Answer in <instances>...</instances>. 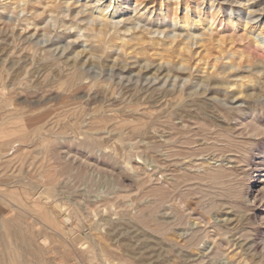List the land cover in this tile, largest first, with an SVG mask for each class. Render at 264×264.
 <instances>
[{
	"label": "rangeland",
	"instance_id": "1",
	"mask_svg": "<svg viewBox=\"0 0 264 264\" xmlns=\"http://www.w3.org/2000/svg\"><path fill=\"white\" fill-rule=\"evenodd\" d=\"M19 1L0 0V264H264V158L256 150L264 145V136L257 141L245 140L247 134L238 137V130L227 128L211 112L209 101L200 97L190 102L180 95L189 87L200 89L194 76H213L230 61L243 69L254 63L264 66V0ZM5 3L7 9L2 8ZM106 4L108 10H121L107 13V37H117V42L124 36L141 39L140 44L151 48L134 57L111 48L109 61L118 54L128 63L136 61L135 66L151 59V68L176 66L193 79L166 72L159 78L139 77L130 70L85 63L81 89L65 93L58 88L65 59L86 58V51L95 47L87 40L92 32L83 28L101 27L99 19L92 24L89 18L99 13L91 6ZM164 12L168 18L159 21ZM32 13L40 14L38 26L27 34L24 46L13 27ZM184 17L191 19L188 27L181 24ZM208 18L212 24H206ZM151 25L165 32L149 34ZM148 40L166 41L167 49L158 52ZM180 49L186 65L175 63ZM161 52L166 58L169 53V59L173 55L175 62H160ZM239 66L232 71H243ZM94 82L101 87L91 86ZM109 82L115 99L105 87ZM242 100L232 104L242 107ZM184 102L182 112L179 104ZM190 114L196 125L193 119L182 121ZM258 122L264 124L263 118ZM227 130L231 138L223 134ZM238 143L254 150L242 155ZM204 222L210 231L214 226L224 231L225 253H216L210 238L191 237Z\"/></svg>",
	"mask_w": 264,
	"mask_h": 264
},
{
	"label": "bare ground",
	"instance_id": "2",
	"mask_svg": "<svg viewBox=\"0 0 264 264\" xmlns=\"http://www.w3.org/2000/svg\"><path fill=\"white\" fill-rule=\"evenodd\" d=\"M20 1H24V0H20ZM19 1V2H20ZM38 1V0H37ZM41 1V0H40ZM256 1V0H255ZM3 2V1H2ZM1 2V3H2ZM11 2V1H10ZM12 2H14V1H12ZM18 2V1H17ZM24 2H26V1H24ZM28 2H30L29 0H28ZM32 2H33V0H32ZM35 2V1H34ZM47 2V1H46ZM78 2V1H77ZM21 3V2H20ZM27 3V2H26ZM36 3V2H35ZM39 3V2H38ZM23 4V3H22ZM39 4H42V3H39ZM44 4V3H43ZM264 4V3H263ZM24 5H27V4H25L24 3ZM60 5V4H59ZM59 5H56L57 7H60ZM261 5V4H260ZM259 5V6H260ZM18 7V6H17ZM22 7V6H21ZM26 7V6H25ZM27 7H29V6H27ZM37 7V6H36ZM87 7H89L90 8V6H87ZM111 6L109 5V4H106L105 6H102V7H99V5H94V6H91V9L92 8H95V9H98L99 10V13H98V15H96V16H94V15H91L89 18H91L90 20H91V22L93 21H96V19H99V22H102L100 25H99V27L100 28H96L95 26L94 27H92L93 25V22H92V26L90 27V28H87V26H86V28L85 27H83L85 30H87L88 32H94L93 34L91 33V34H89L88 32V41L89 40H91L92 41V43H94V48H90V50L87 52L86 51V53H87V57L86 58H81V56H80V58L77 56V54H76V57H78V59L77 58H74L73 60H71V61H69V59H65V61L64 60H62V61H64L65 62V64H66V67H63V68H65L64 69V75H63V78L60 80V82H59V86H58V88L60 87L65 93L67 92H71V91H73V90H78V89H81L82 88V86H83V79H84V77H85V72H83L82 70H81V65H83V64H85V63H88V64H98V65H101V66H107V67H109V69L110 70H113V69H117V70H120L121 72L122 71H125V70H130V71H133V72H135V74L137 75V76H141V75H143V74H150V76H151V74L153 75V77L154 78H159V75L160 74H162V72H166V73H171V75H173L175 78H181V77H185L186 75L184 74V72H183V70H179L176 66V68L174 67V66H172V65H170V67H167V68H163V69H161V68H156V69H154L155 68V66H154V68H151L152 66L151 65H153V63L151 64V63H149L150 61L149 60H151V59H145V60H147L146 61V63H144L143 65H140V64H138V65H133V63L134 62H136V61H134V62H132V63H128L127 62V59L128 58H122L121 57V55L120 54H118V55H116V57L115 58H111V60L109 61V57H110V53L107 51V50H109V49H111V48H119L120 50H122L123 52H125V57L128 55L127 54V51H130V55H139V54H145V51L146 50H150V49H146L147 47H145L144 45H142V43L140 44V41H138V40H141V39H136L137 41H133L132 39H125L124 37H122L121 39H120V41L119 42H117V39L116 38H113V37H111V35L109 36V37H107V35L106 34H108L107 32H108V22H107V18H110V17H108V15H117L119 12H121V10H120V8H114V6H112V8L110 9V10H108L109 8H110ZM118 7V6H117ZM139 7V6H138ZM2 8L3 9H7V6H6V3L2 6ZM11 8V7H10ZM32 8V7H31ZM33 8H34V6H33ZM32 8V9H33ZM49 8V7H48ZM52 8V7H51ZM83 8V7H82ZM260 8V7H259ZM2 9V10H3ZM36 9V8H35ZM135 9V8H134ZM15 10V9H14ZM24 10H26V9H24ZM28 10H31V9H28ZM97 10V11H98ZM137 10V9H136ZM27 11V10H26ZM36 11H38V10H36ZM55 11V10H54ZM59 11V10H58ZM58 11H56V12H58ZM79 11V10H78ZM85 11V10H84ZM84 11H83V13H84ZM163 11V10H162ZM55 12V13H56ZM91 12V11H90ZM106 12V13H105ZM139 12V11H138ZM60 13V12H59ZM65 13H66V11H65ZM93 13V12H92ZM107 13H109L108 15H107ZM168 13V12H167ZM57 14V13H56ZM63 14H64V12H63ZM143 14V13H142ZM40 14H37V15H33V13H32V15L29 17V18H24V19H19L20 20V22H18L19 24H16L15 26H17V27H13V28H15V29H13V28H11V29H13V30H15L16 32V34H14L15 36H16V38L19 40V42H21L22 41V43L24 44V46H26L25 45V43L27 42V41H29V38L27 37V34L28 33H30V31L31 30H33V29H36L37 28V26H38V24L36 23V21H37V17L39 16ZM59 15V14H58ZM78 15V14H77ZM120 15H122V14H120ZM147 15V14H146ZM168 15H170V14H168ZM197 15V14H196ZM196 15H194L195 17H196ZM43 16V15H42ZM68 16V15H67ZM70 16H71V14H70ZM89 16V15H88ZM88 16H87V18H88ZM124 16V15H123ZM127 16V15H126ZM142 16V15H141ZM156 16V15H155ZM154 16V17H155ZM56 17V16H55ZM86 17V16H85ZM157 17V16H156ZM174 17H177V16H174ZM89 18L87 19L88 21H89ZM165 18H168V16H167V14H165V12H164V14H162V15H160L159 16V18H158V20L159 21H161L162 19H165ZM185 18V17H184ZM191 18V17H190ZM211 18V17H210ZM231 20H230V19ZM122 19V18H121ZM128 19V18H127ZM169 19H170V16H169ZM177 19V18H176ZM196 19V18H195ZM228 19L231 21V23H232V21L234 20V19H232V15L231 16H229L228 17ZM82 20H85V18H82ZM173 22H175L176 20H175V18H173V19H171ZM180 21H181V18L179 19ZM191 20V19H190ZM190 20H189V17L188 18H185V19H183V23H181V22H179V23H181L182 25H183V27H188V25L190 24L189 22H190ZM199 20V19H198ZM1 21V20H0ZM24 21V23L22 24L21 22H23ZM32 21V22H31ZM61 21H62V19H61ZM81 21V20H80ZM170 21V20H169ZM196 21H197V19H196ZM196 21H192V25L196 22ZM200 21V20H199ZM119 22V21H118ZM206 24L208 25V24H212L213 23V20H211V19H206ZM229 22V21H228ZM0 23H2V22H0ZM155 23V22H154ZM162 23V22H161ZM176 23V22H175ZM230 23V24H231ZM99 24V23H98ZM98 24H97V26H98ZM134 24V23H133ZM158 24V23H157ZM14 25V24H13ZM90 25V24H89ZM88 25V26H89ZM181 25V26H182ZM247 25H248V19H246V23H243L242 24V26H243V28H246L247 27ZM160 26V25H159ZM159 26H156L155 27V29H153V27H152V25L150 26V28L149 29H147V32L149 33H152V32H159V33H164L165 32V29H162L161 27H159ZM211 26V25H210ZM11 27V26H10ZM69 28H73L74 27V25L72 24V25H70V26H68ZM251 27H252V25H251ZM2 28H4V27H2ZM1 28V29H2ZM17 28H18V31H17ZM82 28V29H83ZM110 28V27H109ZM114 28H115V26H114ZM250 28V27H249ZM260 28V27H259ZM10 29V30H11ZM128 29V28H127ZM114 30V29H113ZM181 30V29H180ZM198 30H200V29H198ZM116 32L118 31V30H115ZM114 31V32H115ZM249 32H251V28L248 30ZM7 32H8V30H7ZM35 32V31H34ZM167 32V31H166ZM178 32V31H177ZM192 32V31H191ZM198 31H196V33H197ZM200 32V31H199ZM10 33V32H9ZM14 33V32H13ZM86 33V34H87ZM149 33V34H150ZM179 33V32H178ZM195 33V32H194ZM193 33V34H194ZM195 33V34H196ZM3 34V36L4 35H7V34H4V33H2ZM114 34V33H113ZM132 34V33H131ZM140 34V33H139ZM158 34V33H157ZM181 34V33H180ZM13 35V34H12ZM11 35V36H12ZM118 35V34H117ZM116 35V36H117ZM207 35V34H206ZM2 36V37H3ZM15 36H13V37H15ZM77 36V35H76ZM114 36V35H113ZM120 36V35H119ZM165 36V35H164ZM1 37V38H2ZM7 37V36H6ZM81 37H82V34H81ZM80 37V38H81ZM86 36H84V38H85ZM115 37V36H114ZM121 37V36H120ZM15 38V39H16ZM83 38V37H82ZM131 38V37H130ZM13 40H14V38H13ZM145 40V39H144ZM143 40V41H144ZM155 40V39H154ZM164 40V39H163ZM163 40H156V41H152V40H148V41H146V43H148L149 45H151V46H153V47H156L158 50V52H160L159 50L160 49H162V51L165 49H167L165 46H163V45H167L168 44V42H166V41H163ZM31 41V40H30ZM185 41V40H184ZM17 43H18V41H16ZM15 42V43H16ZM178 43H181V42H179V41H177ZM177 42H175V43H177ZM186 42V41H185ZM3 43V42H2ZM170 44H173V45H175L174 44V41L173 40H171V42H169ZM183 43V42H182ZM19 44V43H18ZM17 44V45H18ZM29 44H30V42H29ZM187 44V43H186ZM185 43H183L182 44V47L183 48H186L187 47V45H186ZM20 45V47H21V43L19 44ZM28 45V44H27ZM150 46V47H151ZM172 46V45H171ZM180 46V45H179ZM152 47V48H153ZM162 47H164V48H162ZM25 48H28V47H25ZM156 48H154V49H156ZM173 48V47H172ZM21 49V48H20ZM72 49V48H71ZM26 50V49H25ZM48 50V49H47ZM153 50V49H152ZM151 50V51H152ZM164 50V51H165ZM169 50V49H168ZM171 50V49H170ZM176 50V49H175ZM178 50V49H177ZM84 52H85V50H83ZM156 51V50H155ZM172 51H173V49H172ZM171 51V52H172ZM47 52V51H46ZM72 52V51H71ZM149 52V51H148ZM174 52H176V51H174ZM42 53V52H41ZM50 53V52H49ZM162 53V52H161ZM44 54H45V52H44ZM43 54V55H44ZM48 54V53H47ZM54 54V52L52 53V54H50L51 56ZM124 54V53H123ZM176 54H178V56H176L175 57V59H177L176 60V62H175V59L173 60V55H172V59H169V58H171V57H169V53L167 54L168 56H167V58L166 57H164V56H166V55H163V53L162 54H160V56H159V59L158 60H160V62H166L167 64H170V63H179V64H181V65H186L187 63H186V58H185V55L183 54V53H181V49H180V52H177ZM176 54H174V55H176ZM112 55V54H111ZM134 55H133V57H134ZM156 55V54H155ZM228 55V54H227ZM45 56V55H44ZM49 56V55H48ZM50 56V58H48V59H52L53 57H51ZM61 56V55H60ZM75 56V55H74ZM83 56V55H82ZM112 56H114V55H112ZM111 56V57H112ZM144 56V55H143ZM146 56H147V54H146ZM145 56V57H146ZM248 56V55H247ZM47 57V55L44 57V58H46ZM63 57V56H62ZM128 57V56H127ZM144 57V58H145ZM226 57V56H225ZM228 57V56H227ZM73 58V57H72ZM150 58V57H149ZM218 58V57H217ZM219 58H221V57H219ZM218 58V59H219ZM56 59H57V57H56ZM55 59V60H56ZM54 60V59H53ZM57 60H59V59H57ZM56 60V61H57ZM219 60H221V59H219ZM129 61V60H128ZM153 61H155V60H153ZM238 61V60H237ZM246 61V60H245ZM59 62H61V61H59ZM58 62V63H59ZM217 62V61H216ZM228 62V61H227ZM52 63V62H51ZM50 63V64H51ZM54 63H56V62H53V64ZM63 63V62H62ZM205 63V62H204ZM209 63V62H208ZM215 63V62H214ZM247 63V62H246ZM59 64H61V63H59ZM87 64V65H88ZM255 65L257 64V63H254ZM254 64H249V65H247L248 67H246V69H243V68H241L242 66H239L238 64H235L234 62H232V61H230L229 62V64H227V66L226 67H221V68H219V69H217V71H216V74H214L213 76H211V75H207V74H205V76H199V77H195L194 76V79H195V81H196V84H197V86L198 87H200V89H193V87H187L188 88V90H184V92L183 91H181L180 92V95L183 97V95H184V97H186L187 99H188V101H190V102H195V100H198V98H204L205 100H207V101H209V105H210V109H211V112L213 113V112H215L214 114H218V116H217V114H216V116L217 117H220L221 119L220 120H223L228 126H227V128H233V129H235V131L236 130H238V132H239V135H238V137H243V135L245 134H247V135H249V138H245V140H247V139H253L254 141H257V139H259V138H261V136H264V124L262 123V124H260L259 122H258V120L260 119V118H263V120H264V100H262L263 98H264V66H262L261 65V67H259L260 65H258V67L256 66V67H254L255 65ZM173 65H177V64H173ZM190 65V64H189ZM53 66V65H52ZM58 66V65H57ZM157 66V65H156ZM235 66H239L241 69L240 70H242L243 69V71H232V69L235 67ZM62 66H60V69L61 70H63V68H61ZM188 67H190V66H188ZM104 68V67H103ZM54 70H55V68H53ZM151 69H153V71L152 72H150L151 71ZM182 69V68H181ZM202 69V68H201ZM57 70V69H56ZM60 70V71H61ZM234 70V69H233ZM18 72V71H17ZM51 72V71H50ZM58 72H59V70H58ZM41 73V72H40ZM61 73H62V71H61ZM186 73V72H185ZM54 74H56V72L54 73ZM62 77V76H61ZM186 77H188V78H190V79H193V78H191V72H189V74L186 76ZM194 82V81H193ZM106 83H108V82H106ZM91 86H93L94 88L96 87V88H100L101 86H100V84L99 83H97V82H94L93 83V85H91ZM90 86V87H91ZM103 86V85H102ZM105 86V85H104ZM112 85H111V83L109 82V86L107 85V86H105L106 88H108V90H110V94L113 96L112 98H114L115 99V97H117V96H115L114 97V95L113 94H115L114 93V90H113V88L111 87ZM114 86H116V85H114ZM195 86V85H194ZM197 86L195 87V88H197ZM105 88V89H106ZM116 88V87H115ZM118 88V87H117ZM154 89V88H153ZM118 90H120V89H118ZM143 90V89H142ZM157 90V89H156ZM59 91V90H58ZM115 91H116V89H115ZM122 91V90H121ZM144 91V90H143ZM166 91V90H165ZM168 91V90H167ZM150 92V91H149ZM148 92V93H149ZM155 92V91H154ZM91 93V92H90ZM118 93V92H117ZM156 93V92H155ZM123 94V93H122ZM128 94V93H127ZM165 94V93H164ZM137 95V94H136ZM146 95H147V93H146ZM153 95V94H152ZM131 96V95H130ZM151 96V95H150ZM166 96H168V95H166ZM77 97V96H76ZM126 97H127V95H126ZM143 97V96H142ZM175 97V96H174ZM78 98V97H77ZM128 98V97H127ZM238 98H242L243 100H245V105L244 106H236V103H235V106L232 104V101H233V99H238ZM124 99V98H123ZM139 99V98H138ZM116 100H118V99H116ZM115 100V101H116ZM125 100V99H124ZM128 100V99H127ZM141 100V99H140ZM242 100V101H243ZM114 101V100H113ZM112 101V102H113ZM122 101V100H121ZM204 101V100H203ZM105 102V101H104ZM140 102V101H139ZM143 102V101H142ZM162 102V101H161ZM129 103H130V101H129ZM128 103V104H129ZM206 103V102H205ZM115 104V103H114ZM127 104V105H128ZM135 104V103H134ZM141 104H143V103H139V104H137V105H141ZM148 104V103H147ZM159 104V103H158ZM166 104V103H165ZM116 105V104H115ZM144 105H146V104H144ZM159 105H161V104H159ZM98 106V105H97ZM113 106V105H112ZM132 106H133V104H132ZM167 106V105H166ZM111 107V106H110ZM127 107V106H126ZM128 107H130L131 108V105L129 106L128 105ZM127 107V108H128ZM149 107V106H148ZM205 107V106H204ZM76 108V107H75ZM133 108V107H132ZM138 108V107H137ZM150 108V107H149ZM159 108V107H158ZM176 108V107H175ZM194 108V107H193ZM206 108V107H205ZM160 109V108H159ZM162 109V108H161ZM64 110V109H63ZM123 110V109H122ZM129 110V109H128ZM145 110H146V108H145ZM144 110V111H145ZM179 110L180 111H185V102L184 103H182V104H179ZM140 111H142V110H140ZM139 111V112H140ZM207 111V110H206ZM146 112H150L149 110L147 111L146 110ZM198 112V111H197ZM138 113V112H137ZM142 113V112H141ZM140 113V114H141ZM206 113V112H205ZM139 114V113H138ZM152 114V113H151ZM194 114V113H193ZM198 114H199V112H198ZM209 114V113H208ZM189 115V114H188ZM191 115V114H190ZM212 115V114H211ZM138 116V115H137ZM138 117H140V116H138ZM159 117V116H158ZM183 118H182V121L183 122H185L184 121V118L185 119H187V120H189V121H191L192 119H193V122H194V115H191V116H186V115H183L182 116ZM106 118V117H105ZM141 118H142V116H141ZM143 118L145 119V117L143 116ZM200 118V117H199ZM206 118V117H205ZM133 119V118H132ZM150 119V118H149ZM152 119H153V117H152ZM154 119H155V117H154ZM103 120H105V119H103ZM138 120V118H136V121ZM198 120V119H197ZM197 120H195V121H197ZM215 120V119H214ZM219 120V121H220ZM140 121V120H139ZM150 121H151V119H150ZM149 121V122H150ZM154 121V120H153ZM213 121V120H212ZM218 121V120H217ZM103 122V121H102ZM123 122V121H122ZM132 122V121H131ZM157 122V121H156ZM165 122H166V124H167V121L165 120ZM201 122V121H200ZM203 122V121H202ZM98 123V122H97ZM135 123V122H134ZM137 123H140V122H138L137 121ZM146 123V122H145ZM164 123V122H163ZM195 123V122H194ZM197 123V122H196ZM196 123H195V125H196ZM205 122H203V124H204ZM208 123V122H207ZM212 123V122H211ZM211 123H210V125H211ZM99 124V123H98ZM117 124V123H116ZM156 124V123H155ZM165 124V123H164ZM164 124H162V126H164ZM169 124V123H168ZM167 124V125H168ZM193 124V123H192ZM203 124H201V125H203ZM166 125V126H167ZM184 125V124H183ZM205 125V124H204ZM101 126V125H100ZM111 126V125H110ZM182 126V125H181ZM185 126V125H184ZM211 126H213V125H211ZM226 126V125H225ZM99 127V126H98ZM103 127V126H102ZM168 127V126H167ZM179 127V126H178ZM196 127V126H195ZM216 127V126H215ZM135 128H137V127H135ZM164 128H166V127H164ZM184 128V127H183ZM208 128H210V127H208ZM168 129V128H167ZM185 129V128H184ZM197 129V128H196ZM196 129H192L193 130V132L196 130ZM191 130V131H192ZM199 130V129H198ZM203 130V129H202ZM101 131H103V130H101ZM133 131V130H132ZM168 131V130H167ZM206 131V130H205ZM205 131L203 132V133H205ZM215 131H217L216 130V128H215ZM223 131H225V130H223ZM231 131V130H230ZM182 132V131H181ZM189 132V131H188ZM196 132H198V134H199V131H196ZM195 132V133H196ZM210 132V131H209ZM208 132V133H209ZM218 132H222V131H218ZM233 131H231V133H232ZM237 132V131H236ZM170 133V132H169ZM194 133V134H195ZM200 133H201V131H200ZM212 133V132H211ZM226 133H228V130H227V132H223V134H226ZM97 134V133H96ZM189 134V133H188ZM192 134V133H191ZM190 134V136H192ZM193 134V135H194ZM198 134H196L195 136H197ZM207 134V133H206ZM206 134H205V136H206ZM218 134V133H217ZM223 134H222V136H223ZM230 133H228V136L230 137V135H229ZM233 134V133H232ZM167 135V134H166ZM204 135V134H203ZM213 135V134H212ZM215 135H216V133H215ZM219 135V134H218ZM227 135V134H226ZM95 136V135H94ZM97 136V135H96ZM170 136V138L173 136V135H169ZM205 136H203V137H205ZM232 136V135H231ZM234 136V135H233ZM199 137L200 138H202V136H200L199 135ZM211 137V136H210ZM209 137V138H210ZM215 137V136H214ZM221 137V136H220ZM225 137V136H224ZM227 137V136H226ZM229 137L227 138V139H229ZM236 137V136H235ZM234 137V138H235ZM166 138H167V136H166ZM169 138V137H168ZM207 138H208V136H207ZM208 138V139H209ZM218 138V137H217ZM222 138V137H221ZM231 138V137H230ZM244 138V137H243ZM243 138H241V139H243ZM172 139V138H171ZM240 139V140H241ZM169 140V139H168ZM204 140V139H203ZM207 140V139H206ZM217 140H220L219 138L217 139ZM221 140H223V139H221ZM167 141V140H166ZM227 142L228 141H230V140H226ZM232 141V140H231ZM236 142V140H233V142ZM249 141V140H248ZM247 141V142H248ZM251 141V140H250ZM249 141V142H250ZM168 142V141H167ZM206 142V141H205ZM210 142V141H209ZM227 142H226V144H227ZM235 142L233 143V144H235ZM242 142H244V140L242 141ZM253 142V141H252ZM251 142V143H252ZM213 143V142H212ZM211 143V144H212ZM220 143H221V141H220ZM223 143H224V141H223ZM222 143V144H223ZM245 143V142H244ZM88 144V143H87ZM94 144V143H93ZM207 144V143H206ZM228 144L230 145V142H228ZM239 144V143H238ZM241 144V143H240ZM238 145V146H244V144L242 143V145ZM246 144H248V143H246ZM245 144V145H246ZM254 144H255V142H254ZM264 144V143H263ZM208 145H209V143H208ZM205 146V145H204ZM210 146V145H209ZM213 146V145H212ZM215 146H216V144H215ZM224 146V145H223ZM207 147V146H206ZM230 147V149H231V146H229ZM228 147V148H229ZM254 147V146H253ZM175 148H176V146H175ZM202 148V147H201ZM209 148V147H208ZM224 148V147H223ZM227 148V147H226ZM235 148H238V147H235ZM248 148V147H247ZM245 149V148H241V149H237L242 155L244 154V155H246L248 152H250V151H252V150H254L253 148H252V150H248V149ZM258 148V147H257ZM219 149V148H218ZM217 149V151H219ZM250 149H251V147H250ZM220 150H222V148L220 149ZM236 150V149H235ZM256 150H259V153H258V155L257 156H259L261 159H263L264 158V145L262 146V147H260V148H258V149H256ZM225 151V150H224ZM223 151V152H224ZM228 151H230L229 149H227V152ZM237 151V152H238ZM174 152V151H173ZM226 152V153H227ZM235 153H236V151H234ZM165 153V152H164ZM172 153V152H171ZM179 153H181V152H179ZM197 153V152H196ZM229 153V152H228ZM227 153V154H228ZM250 153H252V152H250ZM168 154H170V153H168ZM174 154H175V152H174ZM174 154H172L173 156H174ZM171 155V156H172ZM233 155V154H232ZM248 155H250V154H248ZM166 156H168V155H166ZM165 156V157H166ZM170 156V155H169ZM171 156H170V158H171ZM175 156H176V154H175ZM229 156V155H228ZM230 156H231V154H230ZM234 156V155H233ZM239 157V156H238ZM232 158V157H231ZM245 158H247V157H245ZM178 159V158H177ZM177 159H176V161H177ZM172 160V159H171ZM241 160V159H240ZM7 161V160H6ZM174 161V160H173ZM181 161V160H180ZM202 162V161H201ZM190 163V162H189ZM177 164V163H176ZM186 165V164H185ZM249 165V164H248ZM174 166V165H173ZM176 166V165H175ZM216 168V167H215ZM218 171V170H217ZM223 173V172H222ZM176 202V201H175ZM174 203V202H173ZM172 203V204H173ZM175 205V204H174ZM177 208V207H176ZM175 208V209H176ZM171 209V208H170ZM174 209V210H175ZM184 210H185V208H184ZM177 211V210H176ZM185 211H183V213H184ZM176 213V212H175ZM178 213V212H177ZM182 214V213H181ZM201 214V213H200ZM176 215V214H175ZM186 215V214H185ZM179 216V215H178ZM182 216V215H181ZM185 216H183L182 217V219L184 218ZM201 217V216H200ZM178 218V217H177ZM180 218V217H179ZM178 218V219H179ZM188 218V217H187ZM177 219V220H178ZM186 219V218H185ZM184 220V219H183ZM166 221V220H165ZM179 221H181L180 219H179ZM204 220L202 219V221H200L201 223L203 222ZM175 222H177L176 221V218H175ZM183 222V221H182ZM195 222V221H194ZM177 224H179V222L177 223ZM207 223L206 222H204L203 223V225H204V227H198V228H196V230H194L192 233H191V237L192 238H194V239H196V238H198V239H202V238H204V237H206V238H210V240H212V249L213 250H216L217 252L216 253H225V251L223 250V247H225V246H227V244H226V242L225 241H227V240H223L221 237L223 236L222 234H221V232L222 233H224V231H221V232H219V228H216L215 226L213 227L214 228V230L213 231H210L209 230V228H210V226H207L206 225ZM169 225V224H168ZM197 225H198V223H197ZM206 225V226H205ZM170 226V225H169ZM172 227V226H171ZM196 227V226H195ZM169 228V227H168ZM166 229V228H165ZM172 229V228H171ZM194 229V228H193ZM168 230V229H167ZM170 230V229H169ZM168 230V231H169ZM171 231V230H170ZM189 235V234H188ZM222 235V236H221ZM167 236V235H166ZM225 236V235H224ZM186 238V237H185ZM224 238H226V237H224ZM191 240V239H190ZM197 240V239H196ZM195 241V240H194ZM199 241V240H198ZM203 241V240H202ZM192 242V241H191ZM197 242V241H196ZM190 243V242H189ZM200 243V242H199ZM228 243V242H227ZM194 244H196V243H194ZM230 244H231V241H230V243H228V245H229V247H230ZM190 245V244H189ZM186 246H188V245H186ZM193 246V245H192ZM192 246H190V247H192ZM189 247V248H190ZM194 247V246H193ZM196 249H197V246H196ZM211 249V250H212ZM17 250V249H16ZM211 250L209 251V252H211ZM223 250V252H221ZM107 251V250H106ZM207 251V250H206ZM219 251V252H218ZM12 254H14V253H12ZM200 254H203V253H200ZM210 254V253H209ZM196 255V254H195ZM213 255V254H212ZM218 255V254H217ZM202 256V255H201ZM12 257V256H11ZM197 257V256H196ZM8 258V257H7ZM14 258V257H13ZM12 258V259H13ZM195 258V257H194ZM199 258V257H198ZM231 259V258H230ZM233 259V258H232ZM199 260V259H198ZM197 261V260H196ZM233 261H231V263H232ZM240 263V262H239ZM238 263V264H239ZM9 264V263H8ZM17 264V263H16Z\"/></svg>",
	"mask_w": 264,
	"mask_h": 264
}]
</instances>
